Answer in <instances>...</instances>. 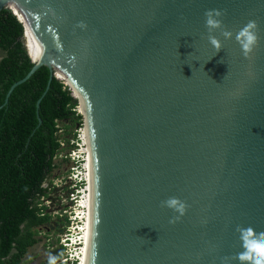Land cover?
<instances>
[{
    "label": "water",
    "instance_id": "water-1",
    "mask_svg": "<svg viewBox=\"0 0 264 264\" xmlns=\"http://www.w3.org/2000/svg\"><path fill=\"white\" fill-rule=\"evenodd\" d=\"M5 9L34 67L0 110L43 66L38 128L54 77L84 89L99 155V264H240L237 226L264 229V0H0ZM209 9L233 33L218 53ZM249 20L259 43L245 58L235 35ZM169 197L188 205L174 224L161 206Z\"/></svg>",
    "mask_w": 264,
    "mask_h": 264
},
{
    "label": "trees",
    "instance_id": "trees-1",
    "mask_svg": "<svg viewBox=\"0 0 264 264\" xmlns=\"http://www.w3.org/2000/svg\"><path fill=\"white\" fill-rule=\"evenodd\" d=\"M23 35L18 18L3 10L0 107L11 86L34 67ZM50 77V69L41 67L14 90L8 105L0 110V264H19L27 249L37 243L40 231L36 228L51 221L41 199L49 195L45 183L56 170L55 160L63 150L58 121L75 118L83 122L77 110L79 101L63 80L54 77L40 106L43 123L38 128L37 102Z\"/></svg>",
    "mask_w": 264,
    "mask_h": 264
},
{
    "label": "rangeland",
    "instance_id": "rangeland-1",
    "mask_svg": "<svg viewBox=\"0 0 264 264\" xmlns=\"http://www.w3.org/2000/svg\"><path fill=\"white\" fill-rule=\"evenodd\" d=\"M3 56L4 53L0 50V60ZM62 78L68 84L72 80L70 77ZM81 106L84 107L83 102ZM77 108L79 113V106ZM58 125L63 150L55 160L56 170L45 183L49 195L41 199L52 218L50 222L36 228L40 231L37 235V243L27 249L19 264H52L53 261L54 264H72L71 247L69 246L67 249L63 246V240L73 238L76 234L73 226L75 215L73 211L76 206L71 201L73 187L68 179L73 172L75 163L69 157V153L76 149V138L80 128L81 130L85 128V122L83 119L80 124L78 120L71 118L58 121ZM15 253L16 250L12 255ZM66 258L69 259L68 263H64Z\"/></svg>",
    "mask_w": 264,
    "mask_h": 264
},
{
    "label": "clouds",
    "instance_id": "clouds-1",
    "mask_svg": "<svg viewBox=\"0 0 264 264\" xmlns=\"http://www.w3.org/2000/svg\"><path fill=\"white\" fill-rule=\"evenodd\" d=\"M224 12L220 9H209L205 12V26L208 29V41L218 53L222 48V40H230L233 33L223 26L222 16ZM77 27L84 28V22H80ZM217 30L220 36L213 34ZM259 25L255 20H249L235 35L236 42L240 45L245 58H250L251 53L259 43ZM162 207H167L177 213L169 223H176L186 214L188 205L178 197H169L161 202ZM242 251L233 259H238L240 264H264V229H254L249 226H237ZM228 257L221 258V264L228 260ZM54 264V261L52 262Z\"/></svg>",
    "mask_w": 264,
    "mask_h": 264
},
{
    "label": "bare ground",
    "instance_id": "bare-ground-1",
    "mask_svg": "<svg viewBox=\"0 0 264 264\" xmlns=\"http://www.w3.org/2000/svg\"><path fill=\"white\" fill-rule=\"evenodd\" d=\"M17 14L22 18V13L17 8H12ZM21 13V15L19 13ZM25 23V20H24ZM26 25V23H25ZM26 43L30 48V52L34 59H39L41 57L38 50L31 42V38L26 26ZM69 81V84H72L75 94L81 99V102L84 103V107L81 106V112L86 117V123L84 128L83 138L85 141V148L83 151L86 153L87 158V170H88V189L86 200L84 202L85 206V228H84V242L82 244V250L79 255L81 260L80 264H99V247H98V235H99V220L101 213V203H100V190H99V155L96 148L94 132L91 126V119L89 115V109L87 108L86 102L83 97V88L79 86V82L73 80ZM83 90H82V89ZM83 108V109H82Z\"/></svg>",
    "mask_w": 264,
    "mask_h": 264
},
{
    "label": "built area",
    "instance_id": "built-area-1",
    "mask_svg": "<svg viewBox=\"0 0 264 264\" xmlns=\"http://www.w3.org/2000/svg\"><path fill=\"white\" fill-rule=\"evenodd\" d=\"M84 129L78 132V137L76 138L77 146L76 149L69 153V157L74 161L75 166L73 172L69 175V181L71 186L73 187L71 201L76 206L74 208V219L73 226L76 231L75 236L73 238H67V240H63V246L67 249L69 246L71 247V259L72 264H80L81 260L79 255L82 250V244L84 242V228H85V206L84 202L86 200L87 189H88V170L86 167L87 158L86 153L83 151L85 148V141L83 138ZM63 145V143H62ZM77 209V210H75ZM69 259L66 258L64 263H68Z\"/></svg>",
    "mask_w": 264,
    "mask_h": 264
},
{
    "label": "flooded vegetation",
    "instance_id": "flooded-vegetation-1",
    "mask_svg": "<svg viewBox=\"0 0 264 264\" xmlns=\"http://www.w3.org/2000/svg\"><path fill=\"white\" fill-rule=\"evenodd\" d=\"M1 224V223H0Z\"/></svg>",
    "mask_w": 264,
    "mask_h": 264
}]
</instances>
